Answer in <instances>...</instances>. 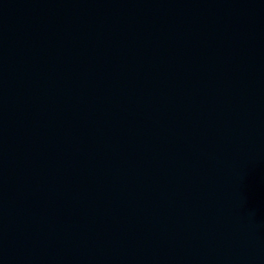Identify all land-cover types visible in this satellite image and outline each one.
Wrapping results in <instances>:
<instances>
[{"label":"water","instance_id":"95a60500","mask_svg":"<svg viewBox=\"0 0 264 264\" xmlns=\"http://www.w3.org/2000/svg\"><path fill=\"white\" fill-rule=\"evenodd\" d=\"M0 264H264V0H0Z\"/></svg>","mask_w":264,"mask_h":264}]
</instances>
